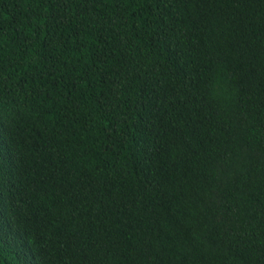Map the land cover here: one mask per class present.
I'll use <instances>...</instances> for the list:
<instances>
[{"label":"trees","instance_id":"trees-1","mask_svg":"<svg viewBox=\"0 0 264 264\" xmlns=\"http://www.w3.org/2000/svg\"><path fill=\"white\" fill-rule=\"evenodd\" d=\"M0 264H264V0H0Z\"/></svg>","mask_w":264,"mask_h":264}]
</instances>
